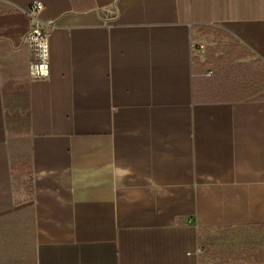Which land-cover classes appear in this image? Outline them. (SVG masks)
<instances>
[{"label": "crops", "instance_id": "crops-1", "mask_svg": "<svg viewBox=\"0 0 264 264\" xmlns=\"http://www.w3.org/2000/svg\"><path fill=\"white\" fill-rule=\"evenodd\" d=\"M32 1L0 0V264H264V0H40L43 77Z\"/></svg>", "mask_w": 264, "mask_h": 264}, {"label": "built area", "instance_id": "built-area-1", "mask_svg": "<svg viewBox=\"0 0 264 264\" xmlns=\"http://www.w3.org/2000/svg\"><path fill=\"white\" fill-rule=\"evenodd\" d=\"M44 3L40 0H33L30 5L23 9L29 19V29L23 36L26 42L37 54L38 61L30 66L31 75L43 77L49 74V37L53 21H44L41 13ZM205 46L200 44L198 49L203 51ZM207 75L211 76L210 71Z\"/></svg>", "mask_w": 264, "mask_h": 264}, {"label": "trees", "instance_id": "trees-1", "mask_svg": "<svg viewBox=\"0 0 264 264\" xmlns=\"http://www.w3.org/2000/svg\"><path fill=\"white\" fill-rule=\"evenodd\" d=\"M253 70H254V75H259V73L261 72V66L257 63L254 64V67H253Z\"/></svg>", "mask_w": 264, "mask_h": 264}]
</instances>
